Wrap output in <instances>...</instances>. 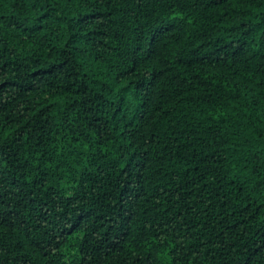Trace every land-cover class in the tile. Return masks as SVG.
<instances>
[{
    "label": "trees",
    "instance_id": "16d2710c",
    "mask_svg": "<svg viewBox=\"0 0 264 264\" xmlns=\"http://www.w3.org/2000/svg\"><path fill=\"white\" fill-rule=\"evenodd\" d=\"M0 264H264V0H0Z\"/></svg>",
    "mask_w": 264,
    "mask_h": 264
}]
</instances>
